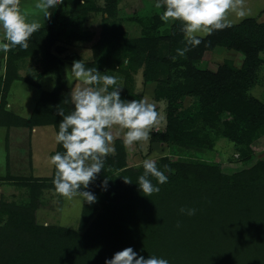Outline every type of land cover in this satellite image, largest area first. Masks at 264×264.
<instances>
[{
    "label": "trees",
    "instance_id": "16d2710c",
    "mask_svg": "<svg viewBox=\"0 0 264 264\" xmlns=\"http://www.w3.org/2000/svg\"><path fill=\"white\" fill-rule=\"evenodd\" d=\"M121 1L62 0L48 9L50 17L45 16L41 29L30 37L27 50L16 46L0 58V126L52 125L58 133L63 119L58 107L65 115L73 110L66 83L68 62L82 60L86 67L116 77L121 99L127 101L144 99L136 92L135 75L141 72L144 82L156 84L155 110L160 101L167 104L166 127L152 140L169 146L155 162L159 170L168 165L173 172L165 173L168 182L163 185L150 176L160 191L145 196L137 184L143 163L129 165L124 140L116 139L115 153L106 158L104 169L81 189L92 192L97 201L83 202L77 229L37 220L45 188L55 189V166L44 178L9 172L1 180L29 189L30 197L25 202L0 199V264H105L127 247L169 264H264V159L228 173L221 161L194 152L216 151L218 141L226 139L233 144V154H255L252 144L264 135V101L251 90L264 68V21L246 17L211 35H199L201 43L191 47L181 21L161 28L166 24L160 18L165 6L145 19L138 13L125 18ZM66 5L63 19L60 12ZM93 18H100V31L89 25ZM125 19L141 25L146 20L140 35L128 32ZM96 32L99 38L87 58L69 52L73 43L91 42ZM185 47L190 51L178 56L177 49ZM218 48L240 52L242 63L227 59L217 70L198 65L206 52ZM30 58L42 65L39 76L54 77V85L42 91L31 115L23 117L7 108L8 93L17 80L40 86L34 75L20 73L23 61ZM188 96L193 102L184 107ZM64 151L57 143L53 155ZM106 178L105 190L101 185ZM181 207L196 213H181Z\"/></svg>",
    "mask_w": 264,
    "mask_h": 264
},
{
    "label": "clouds",
    "instance_id": "9594fccd",
    "mask_svg": "<svg viewBox=\"0 0 264 264\" xmlns=\"http://www.w3.org/2000/svg\"><path fill=\"white\" fill-rule=\"evenodd\" d=\"M62 0H39L36 7L45 11L46 19L51 11L61 4ZM83 3V0H81ZM20 0H0V27L4 30V42H0V52L5 55L20 46L27 50L29 39L33 33L41 29L38 22H28L20 11ZM165 10L160 18L165 23L181 21V31L187 44L196 47L201 43L200 34L211 35L216 30L231 27L229 13L234 12L240 17L247 15L244 0H162L155 7ZM190 51L189 47L177 49V55L184 57ZM176 56L172 60H176ZM67 71V70H66ZM68 83L79 81L71 90L73 110L65 115L62 108L57 114L63 117L59 123L56 142L62 144L63 153L57 152L51 157V163L56 168L53 185L55 191L69 200L81 197L82 202L93 204L97 197L87 189L104 169L106 158L115 153L113 143V126L126 129L124 143L128 146L138 141H147L150 131L157 122L158 113L155 106L145 99L122 100V87L114 76L100 73L96 67H86L82 60L73 61ZM112 90H109V89ZM143 175L138 177V186L147 197L158 194L160 188L154 185L149 177H154L159 185L168 182L172 173L168 165L164 171L158 169L153 160L143 162ZM125 183H132L129 178H123ZM107 178L101 187L106 190ZM180 212L189 216L195 215L194 208H180ZM105 264H169L168 260L138 255L131 247L116 252Z\"/></svg>",
    "mask_w": 264,
    "mask_h": 264
},
{
    "label": "rangeland",
    "instance_id": "374dc122",
    "mask_svg": "<svg viewBox=\"0 0 264 264\" xmlns=\"http://www.w3.org/2000/svg\"><path fill=\"white\" fill-rule=\"evenodd\" d=\"M95 1L100 4L105 3V0ZM38 2L39 0H20V7L22 9V11L20 10L21 13H30L33 15V18L31 20L28 19V21L37 22L36 20L42 16L43 10L36 7ZM156 3H162V0H122L120 2V7L125 18H127L129 15L138 16V13L143 17V19H145L149 13L156 9ZM68 8V5H66L65 9L60 12L61 18L64 19ZM244 9L247 12V15L244 17H240L234 12L229 13V19L231 20V23H238L246 17H258L260 21H264V0H244ZM144 21L146 22V20ZM100 22V18H93L89 20V25L92 26L94 24L95 30L100 31ZM122 22L132 36L140 35L141 30L145 25V22L143 21V24L141 25V23L130 19L122 20ZM44 23L45 17L42 19L40 25H43ZM172 23L173 21H169L161 28L166 29V27H169ZM3 38L4 30L2 27H0V42L4 41ZM98 38L99 33L96 32L95 37L91 42L73 43V45L70 46L69 52L76 51L79 52L83 57L87 58L91 53V45L96 42ZM5 56L6 55L3 52H0V58ZM227 59L231 60L235 65H240L243 60V55L235 50L218 48L214 51L206 52L198 65L202 68L217 70L219 65ZM72 65L73 63H66L67 72L70 71ZM42 70L43 67L37 59L30 58L26 61L24 60L22 68L20 69V73H22L23 76L34 75L40 82V86L30 84L25 80H17L14 82L11 88L10 100L12 102V108H14V110H18L19 113L24 116H29L31 114L35 106V102H37V100L40 98L42 91L44 89H50L54 85V77L51 74H43L39 76L38 72H42ZM68 78L70 77L67 73L66 83L67 86H69V90H72L75 84L80 83L79 81H73L70 85L68 83ZM135 78L136 92L138 94H142L148 103L154 105L155 101L153 100V95L156 84H147L144 82L141 72L135 75ZM251 92L255 96L259 97V99L264 101V68L261 72L260 81L252 88ZM192 102L193 98L188 96L184 99L183 106L186 107L191 105ZM158 104V119L150 131V138L147 141L135 142L131 146H128L124 143L129 165H139L138 167H140L141 163H143L146 159L157 161L160 156L169 152L168 145L152 140V136H156L154 134H156L157 131L164 130L167 122V104L165 101H160ZM223 117H226V115H223ZM13 129H16V131L12 130L11 127L9 129L10 138L6 140L4 138L5 129L0 128V162L4 149L7 146V142H9L12 144V146L14 145L12 148L13 150L11 152V157L14 158L12 171L15 174L20 173L18 169H23L24 173H28L29 175L32 174L33 176L51 174L53 164L50 162L51 157L47 154L50 148L52 149L54 144H56L55 128L49 125L37 127V133L32 137H28V134L26 135V131H28L26 128L22 129L21 127H14ZM18 131L22 132L20 137L18 136L19 138L17 137V134L15 135V132ZM111 131L114 137L111 146L115 148L116 139L123 138L124 140V134L127 130L121 129L119 126L114 125ZM27 147L30 148L28 149ZM233 148L234 147L232 143L226 139H221L217 143L216 151L194 149V152L199 151L207 158H213L221 161L223 170L228 173H233L252 166L258 161V159H264V135L253 142L252 148L255 154L248 158H241L239 153L233 154ZM26 151H29V153L32 154V162L30 164H28ZM230 155L234 156L235 160H228ZM3 160L4 159H2V162ZM4 183L5 185H0V199L3 198L8 201L25 202L30 197L29 189H26L25 187H19L13 182ZM82 207L83 202L81 197H74L73 199L69 200L60 196L55 191V189L45 188L42 205L37 211V220L44 224H61L77 229L80 225Z\"/></svg>",
    "mask_w": 264,
    "mask_h": 264
},
{
    "label": "crops",
    "instance_id": "0c3cea01",
    "mask_svg": "<svg viewBox=\"0 0 264 264\" xmlns=\"http://www.w3.org/2000/svg\"><path fill=\"white\" fill-rule=\"evenodd\" d=\"M19 7H20V5H19ZM20 10L22 11V9H21V7H20ZM28 11V10H27ZM26 12V11H25ZM23 15H25V17H26V19H27V21H28V19L29 20H31L32 18H33V15H31L30 13H27V14H23ZM45 17V11L43 10V13H42V16L40 17V18H38L36 21L40 24L41 23V21H42V19ZM28 22H32V21H28ZM4 42V41H3ZM21 75H22V73H21ZM23 76V75H22ZM13 86V85H12ZM12 88V87H11ZM10 92H11V89H10V91H9V93H8V95H9V98H8V104H7V108H9L11 111H13V112H15V113H17V114H19L20 116H23V117H29V116H24V115H22V114H20L19 113V111L18 110H14V108H12V102H11V100H10ZM35 104H36V102H35ZM35 107V106H34ZM34 109V108H33ZM33 111V110H32ZM32 113V112H31ZM44 126H48V125H44ZM49 126H52V125H49ZM12 127V130H15L16 131V129H13L14 127H21L22 129H25L26 128V130H28V131H26V135L28 134V137H32L34 134H36L37 133V127H40V126H37V127H34V128H30V127H26V126H11ZM11 127H8V126H5V125H2V126H0V128H4L5 129V135H4V138L6 139V140H8L9 138H10V131H9V129L11 128ZM54 127V126H53ZM14 132V131H13ZM21 131H18V132H15V135L17 134V137L19 136L20 137V135H21ZM55 134H57V132H56V129H55ZM47 136V135H46ZM15 137V136H14ZM18 137V138H19ZM30 139V138H29ZM56 141V140H55ZM14 147V145L12 146V144H10L9 142H7V146H6V148L4 149V152H3V155H2V159H4L3 160V162H2V159H1V162H0V185L2 186V185H5V183L4 182H6L5 180H1L2 178H4V177H6V175L7 174H9V172L10 173H12V174H15L12 170H13V163H14V158H12L11 157V152H12V148ZM28 149L30 148V147H27ZM57 148V142H56V144H54V146H53V148L51 149L50 148V150L48 151V156H50V157H52L53 156V153H54V151H55V149ZM25 151V150H24ZM30 152H31V149H30ZM26 153H27V157H28V164H30L31 162H32V154L31 153H29V151H26ZM49 162V161H48ZM51 162V161H50ZM53 168H54V165H53V167H52V172H53ZM19 171H20V173H16V175H27V176H30L28 173H24V170L23 169H18ZM26 172V171H25ZM52 172H51V174H49V175H36V177H42V178H44V177H49L50 175H52ZM8 183V182H7ZM7 185V184H6Z\"/></svg>",
    "mask_w": 264,
    "mask_h": 264
}]
</instances>
